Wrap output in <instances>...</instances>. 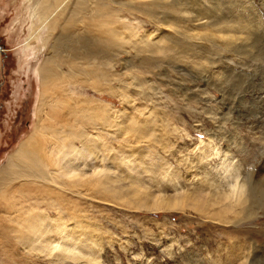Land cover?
<instances>
[{"label":"rangeland","instance_id":"rangeland-1","mask_svg":"<svg viewBox=\"0 0 264 264\" xmlns=\"http://www.w3.org/2000/svg\"><path fill=\"white\" fill-rule=\"evenodd\" d=\"M167 7L0 0V264L264 262V57Z\"/></svg>","mask_w":264,"mask_h":264},{"label":"bare ground","instance_id":"bare-ground-1","mask_svg":"<svg viewBox=\"0 0 264 264\" xmlns=\"http://www.w3.org/2000/svg\"><path fill=\"white\" fill-rule=\"evenodd\" d=\"M198 1L197 0H167L168 6H169L167 8L178 9L180 12L179 15L182 16V18H184L185 20H188L189 22L191 21V24H193L195 26H198L201 28L202 27L203 28H209L213 32L217 31V32L225 33L226 35H230L232 40H233L232 42H235L236 44H238L237 46H238L239 52H241V54L242 53L247 54V53H249L250 50L251 51L254 50L255 54H257V56L264 57V48L261 44V42L264 43V29L262 28L263 29L262 33L259 32L260 28H257V25L255 23H253L251 20L247 19L246 16L244 17V15H242V13L239 14V13H237V11L233 12V11L228 10L229 7H231V3H233V2H230V0H209V1L206 0V2H208L206 4V2H204L205 0L204 1L198 0ZM239 1H238V3H239ZM242 4L243 3H241V5ZM235 9H236V7H235ZM239 10H238V12H239ZM245 10H246V8L244 9V11ZM252 20H255V18H253ZM250 35L255 36L256 39L255 40L252 39L250 37ZM258 35L262 36L263 38L261 37V39H259L257 37ZM42 69L45 72V69L44 68H42ZM38 117H39L38 118L39 122L34 127V133L32 135H34L36 133L37 134L40 133L39 135L44 136V135H46L45 134V127L48 128V124L44 125L45 121L40 120L41 119L40 116H38ZM47 134L48 135L51 134L52 136H54V132H48ZM29 143H30L29 140L22 142L19 145V147L16 149V153H18V155L21 154V156L24 159H26L27 162H29V164L35 163L37 165V163L39 161L38 154L33 149H31V147L29 146ZM64 145H65L64 141L61 142L60 146H59V144L57 145L58 150H60V152L62 151V148L65 147ZM74 151H76V153H82V150H76V149H72L70 152H74ZM81 155L82 154H80L77 157L78 160L81 161L79 164H75L76 162L72 163V164H69L68 162H66V165L64 166V168L66 167V169H68L67 167L72 166L71 169L77 170L78 172H79V170H85V168L87 166V162H84L83 159H80ZM247 182L243 181L242 184H240V186L238 185L240 192H241L240 187L248 185L249 183L247 184ZM242 189H244V188H242ZM239 191H236V193L233 194L235 201H238L240 199L239 196L241 194H239L237 196ZM248 191H251V193H252V195L250 197H254V199H258L259 197H260L259 199H264V183H261L259 187H255V188L252 187V189H249ZM233 192H234V189H233L232 193ZM246 196L247 195L244 193V196H241L242 200H239V202L242 201L241 203L243 205L246 203V201H248ZM156 197H158V196H156ZM184 197L185 196H181V198H184ZM159 198H160V200H158ZM154 201H155L156 205H154L153 208H160V209H163V207H161L162 205L166 206L167 208H172V207L178 206V209H181L183 207L191 205L190 202H184L183 203L180 201H177L176 203H170V202L165 201V198H161V197L157 198V202H156V200H154ZM73 243H74V241H73ZM70 244H71V242H70ZM72 245H75V244H72ZM67 249H69V248H67ZM261 264H264V262H262Z\"/></svg>","mask_w":264,"mask_h":264},{"label":"water","instance_id":"water-1","mask_svg":"<svg viewBox=\"0 0 264 264\" xmlns=\"http://www.w3.org/2000/svg\"><path fill=\"white\" fill-rule=\"evenodd\" d=\"M0 50H1V48H0Z\"/></svg>","mask_w":264,"mask_h":264}]
</instances>
